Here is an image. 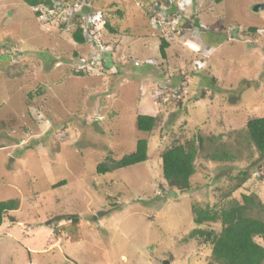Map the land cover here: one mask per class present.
<instances>
[{
    "label": "rangeland",
    "instance_id": "rangeland-1",
    "mask_svg": "<svg viewBox=\"0 0 264 264\" xmlns=\"http://www.w3.org/2000/svg\"><path fill=\"white\" fill-rule=\"evenodd\" d=\"M71 1L76 19L62 0H0V200L19 201L0 226V264H205L211 246L189 232L219 222L194 224L193 206L244 193L264 220V157L245 130L264 115V10H253L264 0ZM86 20L95 42L78 44ZM137 114L156 116L150 132L136 129ZM197 136L190 190L170 187L162 151ZM139 138L146 161L96 173ZM215 150L232 157L212 160Z\"/></svg>",
    "mask_w": 264,
    "mask_h": 264
},
{
    "label": "trees",
    "instance_id": "trees-1",
    "mask_svg": "<svg viewBox=\"0 0 264 264\" xmlns=\"http://www.w3.org/2000/svg\"><path fill=\"white\" fill-rule=\"evenodd\" d=\"M29 6L46 5L49 8L54 7L53 0H22ZM58 1V0H56ZM219 3L223 0H212ZM66 5L72 4L71 0H62ZM170 11L164 12L162 18H170ZM92 13V10L89 11ZM118 13L121 14V11ZM82 13L75 12L73 17L76 19ZM39 15V12H36ZM104 20V27L111 33L116 30L111 26L108 20ZM254 30L255 28H251ZM73 40L78 44H84L88 37L85 35L84 27L76 24L72 32ZM168 41L163 37L160 40L159 52L163 58L166 57ZM101 58L110 57L111 50L105 49L99 51ZM107 53V54H106ZM121 65H116V70ZM118 68V69H117ZM119 71V70H118ZM82 74V71H78ZM156 122V116L150 114H137L135 127L139 131L150 132ZM245 130L248 141L257 151L258 155L264 157V115L250 117L245 123ZM204 138L197 136L196 139L187 140L184 143H174L165 148L161 153L162 176L170 187L180 191H188L191 188L190 179L196 171L195 160L199 150L202 148ZM216 151V150H215ZM219 153V154H218ZM208 157L212 160H224L231 158L228 151L213 152ZM148 158V142L146 138H139L136 141L135 149L124 154L119 159L107 157L105 160L97 163L96 173L105 174L120 168L141 163ZM245 179L243 177L241 182ZM65 183V180L53 184V187ZM225 194L231 197L232 191ZM257 202L253 195L242 193L239 199L232 198L224 207L217 208L210 204L204 207L193 206V223L202 225L205 223L219 222L218 230H206L202 228H193L189 232L190 237H198L202 242L211 246L210 258L205 264H264V245L257 241V238L264 239V220L250 215L251 210L257 208ZM19 201L17 198H7L0 200V225L5 214L11 210L17 209ZM9 215V214H8ZM70 218L75 215H68ZM63 218V216H60ZM14 220L13 216H9ZM48 220L46 223H50Z\"/></svg>",
    "mask_w": 264,
    "mask_h": 264
},
{
    "label": "built area",
    "instance_id": "built-area-1",
    "mask_svg": "<svg viewBox=\"0 0 264 264\" xmlns=\"http://www.w3.org/2000/svg\"><path fill=\"white\" fill-rule=\"evenodd\" d=\"M67 9H70L71 13H75V12H78L80 11L79 9H76L75 6H70V4L66 5ZM101 20H102V17H101ZM100 20V22H101ZM156 20V19H155ZM157 21V20H156ZM160 23V21H158ZM161 25V24H160ZM84 27V32H85V35L88 37V39L92 40L93 42H95L94 40V36H95V28L94 27V24H88L87 23V20H86V23H85V26ZM178 34H180V31H178ZM184 45L191 51L195 52V53H199L201 52V46L192 41V40H185L184 42Z\"/></svg>",
    "mask_w": 264,
    "mask_h": 264
},
{
    "label": "water",
    "instance_id": "water-1",
    "mask_svg": "<svg viewBox=\"0 0 264 264\" xmlns=\"http://www.w3.org/2000/svg\"><path fill=\"white\" fill-rule=\"evenodd\" d=\"M253 10L257 11V12L260 11V10H264V3H256V4H254L253 5ZM164 264H168V261L165 260Z\"/></svg>",
    "mask_w": 264,
    "mask_h": 264
},
{
    "label": "clouds",
    "instance_id": "clouds-1",
    "mask_svg": "<svg viewBox=\"0 0 264 264\" xmlns=\"http://www.w3.org/2000/svg\"><path fill=\"white\" fill-rule=\"evenodd\" d=\"M101 25H104V20L102 19L101 20ZM188 40H192V39H188ZM185 40H183V42H184ZM192 41H194V40H192ZM182 42V44L184 45V43ZM195 42V41H194ZM197 43V42H196ZM200 45V44H199ZM185 46V45H184ZM186 47V46H185ZM187 48V47H186ZM188 49V48H187ZM189 50V49H188ZM191 51V50H190ZM195 53V52H194Z\"/></svg>",
    "mask_w": 264,
    "mask_h": 264
},
{
    "label": "crops",
    "instance_id": "crops-1",
    "mask_svg": "<svg viewBox=\"0 0 264 264\" xmlns=\"http://www.w3.org/2000/svg\"><path fill=\"white\" fill-rule=\"evenodd\" d=\"M182 45H183V44H182ZM14 210H16V209H14ZM14 210H11L9 213H11V212L14 211ZM9 213H8V214H9ZM9 215H11V214H9ZM1 225H2V223H1ZM1 225H0V226H1Z\"/></svg>",
    "mask_w": 264,
    "mask_h": 264
}]
</instances>
